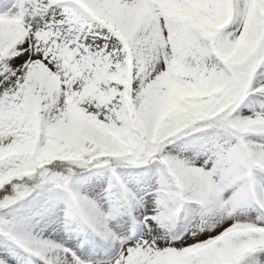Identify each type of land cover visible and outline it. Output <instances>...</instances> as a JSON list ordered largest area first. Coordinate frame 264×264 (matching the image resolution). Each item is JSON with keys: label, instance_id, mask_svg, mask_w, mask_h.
I'll use <instances>...</instances> for the list:
<instances>
[{"label": "snow or ice", "instance_id": "obj_1", "mask_svg": "<svg viewBox=\"0 0 264 264\" xmlns=\"http://www.w3.org/2000/svg\"><path fill=\"white\" fill-rule=\"evenodd\" d=\"M0 264H264V0H0Z\"/></svg>", "mask_w": 264, "mask_h": 264}]
</instances>
